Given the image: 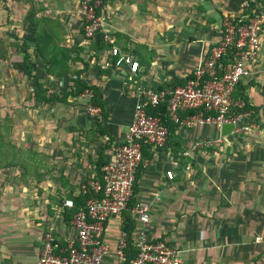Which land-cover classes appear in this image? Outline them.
I'll list each match as a JSON object with an SVG mask.
<instances>
[{"label": "crops", "instance_id": "crops-1", "mask_svg": "<svg viewBox=\"0 0 264 264\" xmlns=\"http://www.w3.org/2000/svg\"><path fill=\"white\" fill-rule=\"evenodd\" d=\"M58 4L61 6L60 1ZM65 6L68 8L57 9L60 20L56 21L61 25L60 36L63 22L64 37L72 41L69 46L59 44L71 47L83 38V20L75 4ZM101 10L102 24L92 37H113L118 47L139 61V69L132 73L127 67L116 66L110 51H101L98 60L93 52L82 54L90 63L82 79L101 90L106 121L101 108L91 104L92 97L69 96V102L38 104L45 110L67 106L68 122L74 123L65 130L67 135H62L65 122L58 113L51 115V121L44 119L41 124L52 126L53 134L42 135L35 158L30 157L33 160L19 168L0 170L11 179L0 183V264H38L47 235L58 253L67 252L77 229L74 215H69L72 208L66 207L64 200L81 202L95 193L91 181H101L102 147L112 137L110 148L104 151V159L111 160L114 146L124 141L134 117L139 98L131 84L147 86L193 72L220 39L224 18L243 11V0H113ZM160 24L162 31L157 29ZM263 32L264 25L260 40ZM250 69L252 74L241 82L253 106L245 119L252 123L251 131L235 136L237 143L226 141V136L225 149L202 147L188 157L183 152L192 143L216 137L220 130L215 124L185 127L180 131L188 147L180 153L188 158L185 165L181 166L170 150L155 151L143 161L133 196L136 204L148 206L150 220L144 225L131 212L136 221L132 245L144 232L148 240L167 241L178 249L181 264H264V42ZM41 77L50 79L55 86L52 92L60 94L67 92L74 80L71 76ZM74 99H84L98 110L86 113L80 104L81 115L71 112V117L68 109L75 107ZM100 125L105 134L97 131ZM168 169L174 170V179L166 176ZM125 213L106 223L103 238L109 252L105 264L126 262L125 256L117 254L119 236L125 232Z\"/></svg>", "mask_w": 264, "mask_h": 264}, {"label": "built area", "instance_id": "built-area-1", "mask_svg": "<svg viewBox=\"0 0 264 264\" xmlns=\"http://www.w3.org/2000/svg\"><path fill=\"white\" fill-rule=\"evenodd\" d=\"M100 7V0H83L81 3V17L87 22L88 36H92L102 24V14L97 12ZM263 25L264 0H243V11L224 18L220 39L185 84L162 91L144 84L136 86L135 93L139 100L128 133L122 143L114 146L112 159L103 166V180L91 181L97 196L91 197L86 208L73 216L76 239L70 242L67 252L61 254L56 251L51 236L47 235L38 264H105L104 256L109 252V246L103 238L106 223L112 217H122L128 209L134 193L137 169L144 160L145 144L151 145L155 151L166 144L168 130L161 125L158 117L148 113V107H155L167 100L171 119L183 128L196 124H215L219 128L218 136L205 137L192 143L183 152L188 157L202 147H221L226 137L221 134L224 123H234L231 134L252 130V123L245 121L251 113L236 110L242 109L244 102L234 98V91L243 78L252 74L250 65L261 48L260 32ZM106 39L113 44L111 62L137 73L139 61L118 47L113 37ZM92 95V91L86 90L80 98H91ZM190 110L194 112L181 119L180 113ZM166 176L174 179V170L168 169ZM87 191L85 188L83 192ZM64 205L73 208L75 201L67 198ZM148 209L143 204H136L132 209L138 221L144 225L150 220ZM127 246V235L123 232L118 239L117 254L123 257ZM136 246L139 251L130 264H181L179 250L167 241L148 240L146 234L141 232Z\"/></svg>", "mask_w": 264, "mask_h": 264}, {"label": "trees", "instance_id": "trees-1", "mask_svg": "<svg viewBox=\"0 0 264 264\" xmlns=\"http://www.w3.org/2000/svg\"><path fill=\"white\" fill-rule=\"evenodd\" d=\"M14 1L21 2L24 0H14ZM26 1L30 2V8H31L26 16V20L29 21V23L34 28V40L36 46L35 51L38 52L39 56H41V58L44 60L45 65L47 67V75H49V77L51 75H56L58 77L71 76L74 78L67 92L60 94L51 91L50 93V87H48L44 79L38 76V74H36L35 72L36 69L34 64L35 52L31 46V43L24 36H20L14 33L15 39H17V41L20 43V52L22 54L20 75L31 83L30 85L31 95L29 97L30 98L29 100L33 99L35 103H38L40 105L45 103L52 104L58 102H69L68 101L69 96L78 98L80 94L84 93L87 89H89L93 92L91 104L94 106H99L101 108V114H103V120L106 121L107 114L106 113L104 114L105 106L100 97V95L102 94L101 90L99 89L98 85L88 83L82 79V74L90 66V63L87 62V60L83 57V55L85 52L87 53L93 52L92 53L93 58L98 60L100 59L99 53L104 50L109 53L113 44H111L105 37L96 39L93 38L92 36H88L86 30L87 22L84 19H82L83 25L80 31L83 35V38L80 39L77 44L71 47H62L59 44L61 25L56 21V19L50 16H45V15L39 16L36 12L39 8L35 7L34 1L33 0H26ZM80 1L82 2L83 0ZM110 1L113 0H101V7L97 10L98 14H101L102 11L101 9L104 8L105 4H107ZM40 10H44V9H40ZM10 41L11 39L8 35L1 36L0 34V64L7 63L11 59L10 49L8 48V44L10 43ZM84 42H87L88 45L84 46L83 45ZM125 50L128 49L126 48ZM79 63L81 64L79 65ZM103 72H106V70H103ZM192 76H193V72H190L187 76L177 77L167 82L164 81L162 83H153L148 86H151L156 91H162L170 87L183 85L186 83L187 79H189ZM2 82L3 81L0 78V83ZM240 82L236 86V89L234 91V98L236 100H242L244 102V106L242 109L236 108V110L252 111L253 106L249 104L248 97L245 94L246 86H242V82L241 83ZM131 85L135 87L134 89L133 88L132 89L136 90L137 85L134 86L133 83ZM193 112L194 110L181 112L180 113L181 119H184L185 116ZM148 113L158 117L160 119L161 125L166 127L168 130V136L165 146L158 147L156 151L170 150L174 155V157L179 159L180 165L181 166L185 165L188 162V158L180 155V153L185 148H188L187 144L184 143V141L182 140V135L180 133L183 127L180 123H177L171 119L168 111L167 100L160 102L155 107L152 106L148 107ZM207 114L209 113L207 112ZM252 116H255V114L252 113ZM7 125L8 123H3V124L0 123V170L3 168L15 167L18 165L24 166V163L18 162L20 158L19 155L20 148L16 147L13 141L8 138V136L10 137V131H8L9 127ZM100 127L101 128H99L97 131L100 132L101 134H105V130H104L105 128L102 125H100ZM208 138H212V137H208ZM111 140L112 137L108 141V143H106L102 147L103 148L101 151L102 155L100 158V167L102 168L108 161L104 159V151L110 148V145L112 144ZM207 149L212 151L217 150L216 147H207ZM153 152H155V150L152 149V146L149 144H145L144 160L148 159ZM2 155L5 157L4 159ZM143 161L138 166L136 181L140 177L141 171L143 170V165H142ZM99 178L101 181L103 180V173L100 175ZM93 196H97V194L91 192L87 197L81 198L80 199L81 202H78V200L75 199L74 200L75 206L72 208L69 215L70 216L72 214L74 215V213L79 211L81 208L85 207L86 200ZM79 203L81 204V206H76V204L78 205ZM135 205H136V199L133 196L129 202L128 209L125 210V212L127 211V213L124 212L126 218L124 222V231L126 232L127 243H128V246L125 249V254H124L126 258L125 264H128V262L130 263L131 260L137 256L139 251V248L136 245L134 246L131 244V236L135 229V224H136V221L132 216L131 212Z\"/></svg>", "mask_w": 264, "mask_h": 264}, {"label": "rangeland", "instance_id": "rangeland-1", "mask_svg": "<svg viewBox=\"0 0 264 264\" xmlns=\"http://www.w3.org/2000/svg\"><path fill=\"white\" fill-rule=\"evenodd\" d=\"M34 5L36 8H41L43 6L44 10L38 9L36 12L39 16H50L55 19L58 18L57 9L59 8H68L65 6L66 4H75L74 9L78 11L79 19L81 17V1L80 0H33ZM59 1L61 2V6L58 4ZM67 1V2H64ZM162 2L163 0H158ZM30 2L24 0L21 2H16L14 0H0V34L1 36L8 35L11 39L10 43L8 44V48L10 49V63H2L0 64V78L3 81L0 83V123H8V127L10 131L9 139L13 141L16 147L19 149L20 158L18 162L20 163H27L30 162L31 158H35L36 153L40 152L39 145L40 139L45 135L51 136L53 134L52 126L48 125L49 127H44L41 122L45 120H50L52 114H59V118L63 120L61 129L62 135H67L65 130L71 128L70 124L74 121L70 120L68 122L69 117L66 115L64 109L67 106H60L56 109H52L49 107L48 110L43 109L35 103V101L29 100L31 95L30 85L31 83L23 78L20 75L21 71V63H22V54L20 52V43L15 39L14 33L20 36H24L28 41L31 43L32 48L35 52V72L38 76L47 75V70L45 69L44 60L39 56L38 52L35 51V40H34V28L26 20V16L30 10ZM60 16V15H59ZM63 30L60 36V41L62 42L61 45L69 46V42L72 41L71 38H65V30H64V23L62 22ZM162 25L160 24L157 26L159 30ZM66 29V27H65ZM160 31H162L160 29ZM261 42H264V32L262 33ZM78 67V66H76ZM42 78V77H41ZM48 87H50V92L54 90L55 86L51 84V80L48 78H43ZM50 81V82H48ZM52 83H56L52 82ZM58 86V84L56 85ZM62 92V91H61ZM75 100V99H74ZM76 104L75 107L69 108L70 111L69 115L71 116L72 113L75 115H81L78 111L79 105H82L83 110L86 113H95L93 108L88 105V103L84 99H80L79 101L75 100ZM48 108V107H47ZM63 108V109H62ZM68 108V107H67ZM60 109V110H59ZM74 109V112L73 110ZM80 109V108H79ZM57 110V111H55ZM72 112V113H71ZM65 118L63 119V116ZM88 116V115H87ZM73 117V116H71ZM50 124V123H49ZM69 125V126H68ZM68 126V127H67ZM56 129V128H55ZM242 134V133H241ZM239 133L231 134L226 137V141H231L237 143V138L235 136H241ZM243 135V134H242ZM225 146L221 147L222 149ZM205 151V150H203ZM223 154H226L224 151ZM4 155V154H3ZM2 155V156H3ZM31 157V158H30ZM5 157L3 156V159ZM36 163V160L35 162ZM21 167L20 165L17 168ZM5 169V168H3ZM0 183L5 181H10V178L4 177L3 173L0 174ZM17 176V175H16ZM12 178V177H11ZM5 180V181H4Z\"/></svg>", "mask_w": 264, "mask_h": 264}, {"label": "water", "instance_id": "water-1", "mask_svg": "<svg viewBox=\"0 0 264 264\" xmlns=\"http://www.w3.org/2000/svg\"><path fill=\"white\" fill-rule=\"evenodd\" d=\"M234 127V123H224L221 127V134L223 136L230 135Z\"/></svg>", "mask_w": 264, "mask_h": 264}]
</instances>
